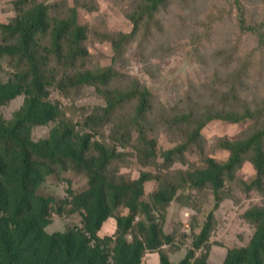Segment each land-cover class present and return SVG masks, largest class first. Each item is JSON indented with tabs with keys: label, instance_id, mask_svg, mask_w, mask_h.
I'll use <instances>...</instances> for the list:
<instances>
[{
	"label": "trees",
	"instance_id": "16d2710c",
	"mask_svg": "<svg viewBox=\"0 0 264 264\" xmlns=\"http://www.w3.org/2000/svg\"><path fill=\"white\" fill-rule=\"evenodd\" d=\"M72 1L74 7L70 0H15L17 16L0 24V264H144L150 252L159 253L158 264H212L213 210L198 232L193 228L191 248L175 262L171 253L178 245L176 233L166 230L168 208L182 199L184 206H197L194 192L203 187L212 190L218 206L225 181L247 159L257 171L252 183L262 184L264 108L235 90L248 82L252 58L244 62L249 71L232 73V90L216 89V102L205 95L194 102L189 91L185 107L183 101L167 107L120 65L130 43L143 44L141 38L162 28L159 14L173 0H129L125 16L133 29L99 32L113 46L116 64L109 66L92 64L88 42L95 33L80 19V7L99 11V2ZM236 5L241 31L253 33L254 50L264 53V21L249 25L238 0ZM89 87L105 103L86 109L79 119L53 98V90L71 97ZM21 95L22 105L8 118L2 107ZM215 119L252 124L235 140L219 138L228 151L225 159L204 156L203 166L193 164L174 175L171 167L188 151L202 150L203 129ZM42 125L50 126L49 134L36 138L34 130ZM163 129L177 141L174 146L160 149ZM130 155L155 171L127 176L121 163ZM70 170L87 179L83 190L71 185L63 198L40 192L50 176ZM151 180L159 185L147 199ZM56 214L70 220L51 231ZM244 217L254 233L246 245L229 248L222 264H264V207L251 206ZM107 225L113 233L102 234Z\"/></svg>",
	"mask_w": 264,
	"mask_h": 264
},
{
	"label": "rangeland",
	"instance_id": "374dc122",
	"mask_svg": "<svg viewBox=\"0 0 264 264\" xmlns=\"http://www.w3.org/2000/svg\"><path fill=\"white\" fill-rule=\"evenodd\" d=\"M14 1L0 0V24H7L17 16ZM238 1L249 25L257 26L264 21V0ZM70 2L74 7V2ZM98 2L99 11L96 7L94 11L80 7V19L91 28L92 34L95 33V37L91 35L88 42L93 56L92 64L114 65L113 46L109 40L101 39L99 32L103 36H107L109 32H130L133 25L125 16L130 1L97 0ZM159 18L162 28H154L150 36L141 38L143 44L135 42L127 46L125 59L120 65L126 74L129 73L145 83L156 94L159 102H164L167 107L182 102L189 91L192 92L194 102H199L198 97L203 95L216 102L219 95L216 89L232 90V73L237 70L249 71L244 62L252 58L248 82L235 90L245 95L253 106L264 108V53L254 50L257 39L253 33L241 31L236 0H188L185 3L173 0L161 11ZM52 93L53 98L61 100L76 119L83 117L86 109L105 103L93 87L86 88L77 95L71 92V97L58 90H53ZM23 100V95L17 97L9 105L2 107L3 113L10 118ZM180 107H185L184 101ZM251 124L249 120L209 121L203 129V141L200 143L202 150L196 148L188 151L185 160H178L171 167L175 171L174 175L180 169H187L193 164L197 167L203 166L204 156L225 159L228 151L218 145L219 138L226 136L235 140ZM49 131L50 126H38L34 130V136L44 137ZM158 139L160 149L177 143L164 129ZM121 170L127 176L136 178L142 170L155 171V167L144 166L137 157L130 155L127 162L121 163ZM256 173L252 163L248 159L244 160L234 171L233 177L225 181L220 192L223 199L218 206H215L214 194L209 187L194 192L197 206H184V199L182 202L175 200L170 204L166 230L176 233L178 248L171 253L175 262H179L191 248L193 228L195 233L198 232L211 210L214 218L209 262L222 264L229 248L244 246L249 242L255 226L244 217V212L251 206L264 207V178L262 184L256 186L252 183ZM71 185L76 191L83 190L87 186V179L71 170L61 175L55 174L40 187V192L63 198L68 196ZM158 185L156 180L147 182V199ZM69 220L68 217L56 214L49 228L51 231L62 229ZM74 220L79 221V218ZM113 231L114 228L107 225L102 234H111ZM148 263H160L159 253L150 252L144 261V264Z\"/></svg>",
	"mask_w": 264,
	"mask_h": 264
}]
</instances>
